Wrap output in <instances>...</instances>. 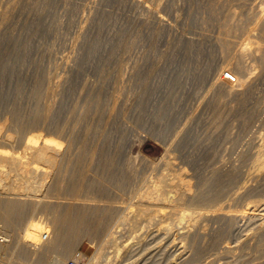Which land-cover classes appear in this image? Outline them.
I'll list each match as a JSON object with an SVG mask.
<instances>
[{"label": "rangeland", "instance_id": "obj_1", "mask_svg": "<svg viewBox=\"0 0 264 264\" xmlns=\"http://www.w3.org/2000/svg\"><path fill=\"white\" fill-rule=\"evenodd\" d=\"M262 6L0 0V146L30 169L0 164V196L20 198L26 185L37 201L76 195L92 206L68 217L80 229L65 226L71 241L49 255L18 242L33 217L52 222L42 203L24 205L12 224L0 220V264H54L64 250L65 264H264ZM226 66L240 80L233 86L217 81ZM44 140L60 149L57 169L27 148ZM220 208L239 219L218 218ZM124 216L120 255L97 261ZM71 230L84 240L75 244Z\"/></svg>", "mask_w": 264, "mask_h": 264}, {"label": "bare ground", "instance_id": "obj_2", "mask_svg": "<svg viewBox=\"0 0 264 264\" xmlns=\"http://www.w3.org/2000/svg\"><path fill=\"white\" fill-rule=\"evenodd\" d=\"M256 6V5H255ZM260 7V6H259ZM262 11L264 12V6L261 7ZM256 10V9H255ZM261 11V13H262ZM260 13V12H259ZM260 15V14H259ZM258 15V16H259ZM255 16V15H254ZM257 16V15H256ZM261 18V17H260ZM261 20V19H260ZM245 41V40H244ZM244 43V42H243ZM243 43H240V44H243ZM247 43V42H245ZM245 43H244V46H245ZM248 44V43H247ZM246 44V45H247ZM251 44V43H249ZM242 46V45H241ZM242 48V47H240ZM246 48V47H245ZM244 50V48H243ZM242 50V51H243ZM264 50V49H263ZM258 51V50H257ZM261 51V50H260ZM262 53V52H261ZM263 54V53H262ZM261 54V55H262ZM264 57V56H263ZM262 57V58H263ZM263 62V61H262ZM225 73H231L233 76H234V79H235V82L238 83L240 80L238 79V77L236 76L237 73H235L234 69H232L231 67L229 66H226L222 69V71L220 72V77L218 78V82L219 83H223V84H226L227 86H233L235 85L233 82H230L226 79V77H224ZM239 75V74H238ZM217 79V78H216ZM218 85V84H217ZM225 86V85H224ZM226 86V87H227ZM222 87V85H221ZM232 88V87H231ZM228 89V88H226ZM228 91V90H227ZM15 137V136H14ZM11 138L12 136H8L6 137V141L7 142H13L11 141ZM13 140V139H12ZM33 140H35V138H33ZM5 141V142H6ZM3 144V143H2ZM8 144V143H7ZM4 143V145L0 146V164H4L6 163L13 166L14 168H16L18 171H22L24 169H26L27 171V162L25 163L23 161V158L20 157L19 155L17 156L15 153H10L6 150H8V145ZM2 147V148H1ZM29 150H33V155L35 157V159H43L45 160L46 162H48L52 168H56L58 167V163H59V159H58V155L60 153V149L58 148L57 144H54V142H52L51 140H44L42 141L41 143H34V142H30L28 144V147H27ZM48 150H51L52 151V154L47 157V151ZM40 159V160H41ZM259 164V163H258ZM29 165V164H28ZM261 165V164H260ZM26 166V167H25ZM259 166V165H258ZM259 169V168H258ZM30 169H28L29 171ZM4 171V170H3ZM17 171V172H18ZM27 171V173H28ZM38 171H42V175H43V172L44 173H48L49 171L47 170V168H37V167H34L31 169L30 172H38ZM6 173V172H4ZM20 173V172H19ZM18 173V174H19ZM8 174V173H7ZM22 175L21 176H25L26 172H24V175L23 173H21ZM31 174V173H30ZM49 174V173H48ZM259 174V173H258ZM257 174V175H258ZM20 175V174H19ZM29 175V173H28ZM50 175V174H49ZM184 175V177H182ZM181 174V177H180V180L181 182H184L185 181V178L187 177L185 174ZM260 175V174H259ZM49 177V176H48ZM17 180V179H16ZM20 180V179H19ZM18 180L15 181V180H12V181H15L16 183H20ZM30 180V179H29ZM30 182V181H29ZM29 182H24V183H28ZM6 183V182H5ZM13 183V182H11ZM35 183V182H34ZM21 184V183H20ZM27 184V185H28ZM37 184V182L35 183ZM18 185V184H17ZM22 185V184H21ZM20 185V187H21ZM33 185V184H32ZM22 185V188H24V192L26 193V189L27 186L25 185ZM37 186V185H35ZM11 190H13L15 192V189L17 188L14 187V186H11ZM19 188V186H18ZM18 188L16 190H18ZM28 189L31 191L33 190L32 188H29L28 186ZM27 189V191H29ZM23 190V189H22ZM36 190V187L35 189ZM34 190H33V193H34ZM3 191V190H2ZM21 191V190H20ZM79 191L80 193V189L77 190V192ZM8 192V191H7ZM17 192V191H16ZM15 192V193H16ZM76 192V191H75ZM76 192V193H77ZM10 191L7 193L9 194ZM14 193V194H15ZM20 193H23V192H20ZM19 194V196H23L20 198H14V199H11V198H7V199H3L2 196H0V220L3 222V223H7L6 225L10 224L11 222L13 223L14 221V218H15V215L18 213V211H20L24 205L26 204H31V205H35V203H42V210L47 212V211H50L52 213V222H49V221H45L43 219H35V217H33L31 219V221L28 223V225H26L24 228V231H23V234L19 235V247L21 249H24L26 251H29L30 254H33V253H36V252H43L45 253V255H49L51 253H54V252H57L58 250L62 249V246H63V243L64 241L66 242V234L68 232L65 231L63 228L66 226H74L76 228H78L79 224L80 223H75L74 220H71L69 221L68 217L69 216H72L74 213H79L80 215V219H82L81 217H83L84 213L87 212V211H90L92 206H89L88 204L84 203L85 200H91L89 198H83V197H79V196H76V195H73L71 198H69L68 200L66 201H57V202H54V201H37L35 200V198H33V195H35V193L33 195L29 194ZM1 194V193H0ZM74 194V193H73ZM17 195V194H16ZM70 195V194H69ZM9 196V195H8ZM18 196V195H17ZM81 196V195H80ZM13 198V197H12ZM61 199V197H59ZM59 199V200H60ZM92 201H95L94 199ZM91 204V203H90ZM27 206V205H26ZM226 206V205H225ZM34 209H32L33 211H35V207H33ZM199 208V207H198ZM98 209L100 210V212H103L104 209H106V207H98ZM149 209V208H148ZM227 209V208H226ZM219 213L216 214V216L218 218H222V219H232V220H237L239 219V215H233V214H229L227 212H225V210L222 208L219 209ZM229 210V208H228ZM23 211V210H22ZM94 212L97 211L96 208H94L93 210ZM144 211L147 212V210L145 209ZM227 211V210H226ZM98 212V211H97ZM151 212V211H150ZM215 212V211H214ZM99 213V212H98ZM19 214V213H18ZM86 214H89V213H86ZM76 215V214H75ZM91 215V214H90ZM192 214H189V213H184L182 214V218H185L187 216H190ZM202 217H209L210 215L209 214H201ZM214 216V215H213ZM205 218V219H206ZM210 218V217H209ZM213 218V217H212ZM80 219H77V220H80ZM181 219V218H180ZM121 224L119 223H116L114 225H112L109 230L107 229V233H106V236L101 239V241L99 242V245H98V250L96 252V255H95V259L97 261L101 260L102 258H106V256L110 255V254H114V256H118L120 255V251H121V247H120V244L118 242V240L120 239V237H115L116 233H118L117 229L119 227V225H123L125 224L127 221H128V218L126 216L124 217H121L120 220ZM11 223V224H12ZM98 223V222H97ZM12 226V225H11ZM78 226V227H77ZM93 227V226H91ZM71 228V227H70ZM128 228V227H127ZM67 229V228H66ZM69 229V228H68ZM80 229V227L78 228ZM115 229V230H114ZM70 231V230H69ZM91 231V230H90ZM74 234H73V233ZM70 232H68L69 234ZM71 233L73 234V237L72 234L69 238H71L73 240V242L75 244H79V242H81V240L85 238V236L81 233V230H74L72 231L71 230ZM89 232H86L84 233L85 235L88 234ZM131 233V232H130ZM119 234V233H118ZM44 235H47V237L44 239ZM128 237V236H127ZM66 238V239H65ZM7 238H4V237H0V252L4 249V245L5 244V241ZM70 240V239H68ZM68 240H67V244H68ZM71 241V240H70ZM70 243V242H69ZM83 243V242H82ZM74 244V245H75ZM109 246L110 248H113V252H110V253H106L105 251V248ZM70 247H73V246H70ZM69 247V248H70ZM74 248H72V250H74ZM6 251V250H5ZM62 251V250H61ZM69 251V250H68ZM3 252V251H2ZM12 252V251H10ZM63 253L61 254V258H58L56 259L55 263L54 264H65L66 260L68 259V255L69 253L67 252V250L65 251H62ZM70 252V251H69ZM134 252V251H133ZM58 253V252H57ZM71 253V252H70ZM74 253V251L72 252ZM71 256V255H69ZM107 256V257H108ZM101 258V259H100ZM104 258V259H105ZM114 258V257H113ZM107 259V258H106ZM109 259V258H108ZM103 260V259H102ZM81 261V260H80ZM104 262V261H103ZM108 261H106L107 263ZM111 262V261H110ZM109 262V263H110ZM113 262H111L112 264ZM92 264V263H90Z\"/></svg>", "mask_w": 264, "mask_h": 264}, {"label": "built area", "instance_id": "obj_3", "mask_svg": "<svg viewBox=\"0 0 264 264\" xmlns=\"http://www.w3.org/2000/svg\"><path fill=\"white\" fill-rule=\"evenodd\" d=\"M226 79L230 82H235L234 76L231 73H226ZM66 264H81L76 260H70Z\"/></svg>", "mask_w": 264, "mask_h": 264}]
</instances>
